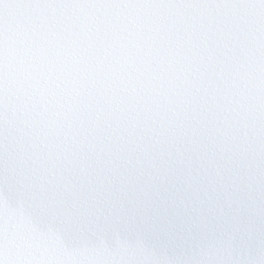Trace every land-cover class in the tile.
<instances>
[{
	"label": "snow or ice",
	"instance_id": "6c2138e0",
	"mask_svg": "<svg viewBox=\"0 0 264 264\" xmlns=\"http://www.w3.org/2000/svg\"><path fill=\"white\" fill-rule=\"evenodd\" d=\"M0 264H264V0H0Z\"/></svg>",
	"mask_w": 264,
	"mask_h": 264
}]
</instances>
